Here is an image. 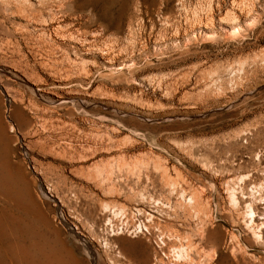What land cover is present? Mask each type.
Segmentation results:
<instances>
[{
  "label": "rangeland",
  "instance_id": "rangeland-1",
  "mask_svg": "<svg viewBox=\"0 0 264 264\" xmlns=\"http://www.w3.org/2000/svg\"><path fill=\"white\" fill-rule=\"evenodd\" d=\"M63 4L0 36V264H264V0Z\"/></svg>",
  "mask_w": 264,
  "mask_h": 264
},
{
  "label": "bare ground",
  "instance_id": "bare-ground-1",
  "mask_svg": "<svg viewBox=\"0 0 264 264\" xmlns=\"http://www.w3.org/2000/svg\"><path fill=\"white\" fill-rule=\"evenodd\" d=\"M25 2H26V0H0V36L4 37V40H5V37L12 40L13 37L16 35L17 36L18 35L25 36L26 39H28V37H29V35L27 34L28 31H22L21 29L17 28L18 27L17 21L24 22L25 27L27 28L31 24V21L33 19H35V21H36V19L38 20V18L40 20L43 17L48 16L47 11L51 8V6L56 7L58 10L57 13L61 14L63 11V5H64L63 0H57V1H54V0H38V2H36L37 5L34 8H32L31 6L26 5ZM35 12H36V16L34 14ZM41 22L44 24V25H42L44 31H46V29L48 27H50L49 25L51 24V22H49L48 19L41 21ZM57 22L59 23L61 21H58V19H57L56 23ZM47 31H49V30H47ZM55 31L58 33L60 32L59 28H57V30H55ZM5 42H7L8 44H11V42L10 43L8 41H5ZM3 43H4V41H3ZM4 47H6V48H4ZM7 47L8 46L4 44L3 49H7ZM10 47H11V45H10ZM0 48L2 49V45ZM1 53L2 52L0 51V54ZM4 53H6V51ZM210 235L214 237V235H217V232H213ZM144 261H145V258L141 257V259H140L141 264ZM245 264H247V263H245Z\"/></svg>",
  "mask_w": 264,
  "mask_h": 264
}]
</instances>
